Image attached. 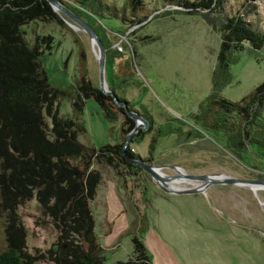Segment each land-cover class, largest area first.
Listing matches in <instances>:
<instances>
[{"label":"rangeland","instance_id":"374dc122","mask_svg":"<svg viewBox=\"0 0 264 264\" xmlns=\"http://www.w3.org/2000/svg\"><path fill=\"white\" fill-rule=\"evenodd\" d=\"M102 1L113 6L115 14L108 7L101 17L92 18L69 1L75 12L63 5L102 37L106 88L124 99L117 105L147 115L150 123L129 133L136 119L126 113L109 120L87 97L80 114L84 131L77 138L98 147L128 136L123 151L126 147L131 156L162 165L160 171L168 175L178 174L170 166L176 165L187 173L264 178L262 155L247 145L239 152L232 150L223 136L203 131L190 117L210 89L218 29L200 14L177 10L181 6L166 0ZM224 7L229 13L241 8L246 19L258 18L257 26L264 29V0H226ZM53 11L60 21L43 17L23 26L29 41L35 39L41 49L48 81L74 91L80 70L98 87L97 44L60 8ZM125 57L130 60L126 66ZM229 71L231 80L220 94L238 100L264 79V52L243 43ZM58 111L70 114L69 98L59 99ZM126 116L131 126L123 131L120 124ZM90 167L98 171L88 206L102 264L134 258L138 252L132 251V236L140 240L153 264H264L263 188L216 182L201 191L174 193L132 163L120 166L97 160ZM11 199L6 190L0 191V249L19 243L37 256L35 264H56L60 246L54 243L51 217L41 213L34 195L13 205Z\"/></svg>","mask_w":264,"mask_h":264},{"label":"trees","instance_id":"16d2710c","mask_svg":"<svg viewBox=\"0 0 264 264\" xmlns=\"http://www.w3.org/2000/svg\"><path fill=\"white\" fill-rule=\"evenodd\" d=\"M59 1L72 11L74 7L69 4L76 5L87 17L99 18L108 7L115 14V8L102 0ZM225 1L166 0L181 6L177 10L200 14L220 35L209 92L190 117L203 131L223 136L232 150L239 152L247 145L264 157V79L238 100L220 94L231 80L229 65L238 58L243 43L264 52V29L257 26L258 18L246 19L241 8L229 13ZM43 17L60 21L47 0H0V191L6 190L13 198L12 205L34 195L41 213L51 217L56 228L54 243L60 246L54 257L56 264H102L104 258L92 232L88 206L98 171L90 165L97 160L120 166L130 163L121 153L124 136L118 143L98 147L80 141L77 134L84 131L80 114L87 97L98 103L109 120L126 112L110 94L91 84L83 71H78L74 91L71 86L48 81L41 49L23 31L28 22ZM129 61L125 57V66ZM62 97L71 101L68 115L58 111ZM117 99L124 101L120 96ZM142 117L150 123L147 115ZM120 125L123 131L130 128L131 119L126 116ZM154 140L152 137L151 145ZM124 152L133 154L126 147ZM131 242L137 255L114 264H153L136 236ZM36 258L19 243L0 249V264H35Z\"/></svg>","mask_w":264,"mask_h":264},{"label":"water","instance_id":"95a60500","mask_svg":"<svg viewBox=\"0 0 264 264\" xmlns=\"http://www.w3.org/2000/svg\"><path fill=\"white\" fill-rule=\"evenodd\" d=\"M49 5L51 6L52 9L60 8L68 17H70L72 20H74L76 23H78L82 29L88 34V36L91 38L92 41H94L97 44V67H98V88L104 92L108 93L112 96L113 100L115 103H124L120 102L117 99V96L115 92L112 90H109L106 88V83L104 80L103 76V65H104V60H105V54H104V46L102 44L101 39L99 36L96 34L95 30L91 25H89L86 21L81 19L79 16L74 14L73 12L69 11L59 0H47ZM125 112L129 114L131 117L136 119V122L134 125L131 127L129 133H132L139 125L146 124L145 119L136 111L128 110L125 107ZM128 136L125 137L123 141V145L121 147V153L123 154L124 158L126 161L137 165L141 167L143 170H145L150 177L163 189L169 191V192H184V193H190V192H196V191H201L203 190L208 184L210 183H232V184H237L241 186L248 187L250 189H253L254 185H264V178L263 177H258V178H241L237 177L231 174H226L223 172H218V173H213V175H210L208 173H187V172H178L177 175H181L183 177L189 178L191 180H197V182L192 183L190 186L187 187H173L170 186L166 180L175 177L177 175H168L165 174L164 172L160 171V167L162 165L159 164H152L148 161L143 160L140 157H135V156H128L124 153L123 147L127 143V138ZM172 168H175L176 170L179 169L178 166L176 165H170ZM255 187V186H254Z\"/></svg>","mask_w":264,"mask_h":264},{"label":"bare ground","instance_id":"6f19581e","mask_svg":"<svg viewBox=\"0 0 264 264\" xmlns=\"http://www.w3.org/2000/svg\"><path fill=\"white\" fill-rule=\"evenodd\" d=\"M179 172H183L180 168L178 169ZM213 175V174H210ZM166 182L170 185L175 187L174 185H172L173 183H179V182H188V183H194L193 180L183 177L181 175L179 176H175V177H171L169 179L166 180ZM255 186V187H254ZM253 188L257 189V188H263L264 189V185H254Z\"/></svg>","mask_w":264,"mask_h":264}]
</instances>
